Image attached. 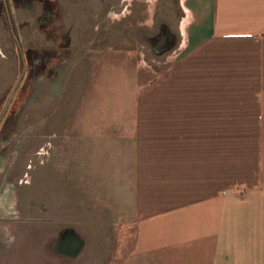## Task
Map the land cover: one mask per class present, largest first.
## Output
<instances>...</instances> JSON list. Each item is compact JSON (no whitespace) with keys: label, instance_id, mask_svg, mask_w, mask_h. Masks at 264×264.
<instances>
[{"label":"crops","instance_id":"obj_1","mask_svg":"<svg viewBox=\"0 0 264 264\" xmlns=\"http://www.w3.org/2000/svg\"><path fill=\"white\" fill-rule=\"evenodd\" d=\"M180 7L159 92L116 115L123 125L81 127L79 143H66L65 164L80 167L77 190L91 200L79 216H103L108 203L128 219L118 228L133 235L116 237L112 264H264V0ZM44 222H33L38 240L49 237ZM64 225L82 238L83 224ZM103 241L88 239L86 264H104L94 253Z\"/></svg>","mask_w":264,"mask_h":264},{"label":"rangeland","instance_id":"obj_2","mask_svg":"<svg viewBox=\"0 0 264 264\" xmlns=\"http://www.w3.org/2000/svg\"><path fill=\"white\" fill-rule=\"evenodd\" d=\"M125 1L6 0V8L0 0V112L25 66L0 124V172L6 173L0 175V216L19 221L9 230L20 246L17 251L14 243L2 264H64L43 252L47 239L38 240L37 219L50 226L44 236L64 230L66 216L83 224L75 231L85 249L68 264H86L87 241L98 236L104 246L94 253L112 264L116 237L133 235L118 228V220L128 219L108 203L103 216H79L91 200L78 193L80 167L65 164L66 143H79L81 127L123 125L116 115L140 107L145 93L159 92L163 56L178 40L180 0H157L152 16L147 0ZM167 37L173 41L164 47ZM86 220H103L104 226L87 227Z\"/></svg>","mask_w":264,"mask_h":264},{"label":"flooded vegetation","instance_id":"obj_3","mask_svg":"<svg viewBox=\"0 0 264 264\" xmlns=\"http://www.w3.org/2000/svg\"><path fill=\"white\" fill-rule=\"evenodd\" d=\"M149 1H150L149 2L150 3L149 15L152 16L153 13H151L150 11H151L152 6H153L152 9L154 10L155 0H153V3L151 0H149ZM172 39L173 38H171V37H167L165 40L164 47L171 45V43L173 41ZM24 67L25 66L23 65L21 68V70L23 69V72H24ZM21 78H20V80H21ZM20 80H19V82H20ZM19 82H18V84H19ZM18 84L16 85V87L18 86ZM14 85H15V83H14ZM14 85H13L12 89L10 90L8 97H7L5 103L3 104V107L1 109L0 124H1L2 116L5 114L7 107L10 103V100L12 99V96H13L14 91L16 89V87L14 88ZM13 88H14V90H13ZM12 90H13V92L11 94ZM10 94H11V97H10ZM5 174L0 172L2 179H3V176H5ZM1 210H2V207L0 206V211ZM9 217H10V215L7 216L6 214L0 216V258H4L9 253H11V255H12L14 253V251L12 252L10 250V247L17 245V242H18L17 241L18 239H17L15 233L10 232L9 226H10V224L15 223V222L19 223V221L18 220L17 221L16 220H10ZM16 218H18V217H14L13 219H16ZM21 222L23 223V221H21ZM44 223H46V222H44ZM46 235H50V231ZM74 235H75V232L72 229L65 228L64 230H61L57 236H55L54 234L52 236H49V237L46 236L48 238H47V240H45V243L43 244V247H42L43 252L48 253V255H50V256H53V258L57 256V257H59V258H57V260L60 259L62 261V263L68 264V262H70L69 259H72V258L74 259V257H76L80 253V252L77 254L73 253V249L77 243L76 237ZM14 243H15V245H14ZM19 247L20 246L18 244L17 248H16L17 251H18ZM17 251H16V254H17ZM0 264H2L1 260H0Z\"/></svg>","mask_w":264,"mask_h":264},{"label":"water","instance_id":"obj_4","mask_svg":"<svg viewBox=\"0 0 264 264\" xmlns=\"http://www.w3.org/2000/svg\"><path fill=\"white\" fill-rule=\"evenodd\" d=\"M4 3H5V6H6V8H7L6 0H4ZM7 12H8V11H7ZM8 14H9V13H8ZM9 21H10V24H11V20H10V19H9ZM11 30H12L13 37L15 38V41H16V43H17V46L20 48V46H19V41H18V39H17V37H16V34H15L14 29H13V27H12V24H11ZM22 72H23V69L21 70L20 74L18 75V77H17V79H16V82H15L14 88H15L16 85L18 84V82H19V80H20V78H21ZM14 88H13V90H14ZM13 90L11 91V94H12ZM11 94H10V97H11ZM74 236L76 237L77 243H76V245H75V247H74V249H73V253H74V254H77V253L81 250V248H82V246H83V242H82V238L79 237L77 234H75Z\"/></svg>","mask_w":264,"mask_h":264},{"label":"bare ground","instance_id":"obj_5","mask_svg":"<svg viewBox=\"0 0 264 264\" xmlns=\"http://www.w3.org/2000/svg\"><path fill=\"white\" fill-rule=\"evenodd\" d=\"M183 25H184V23H182V25H181L182 30H183Z\"/></svg>","mask_w":264,"mask_h":264}]
</instances>
